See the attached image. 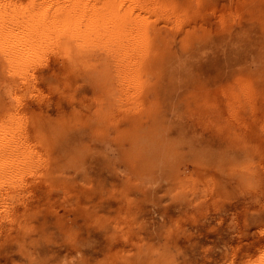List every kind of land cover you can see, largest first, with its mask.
I'll use <instances>...</instances> for the list:
<instances>
[{
	"label": "rangeland",
	"instance_id": "obj_1",
	"mask_svg": "<svg viewBox=\"0 0 264 264\" xmlns=\"http://www.w3.org/2000/svg\"><path fill=\"white\" fill-rule=\"evenodd\" d=\"M137 1L139 87L103 51L24 79L0 56L32 156L1 178L0 264H264V0Z\"/></svg>",
	"mask_w": 264,
	"mask_h": 264
},
{
	"label": "bare ground",
	"instance_id": "obj_2",
	"mask_svg": "<svg viewBox=\"0 0 264 264\" xmlns=\"http://www.w3.org/2000/svg\"><path fill=\"white\" fill-rule=\"evenodd\" d=\"M155 11L137 0L11 2L0 7V56L9 72L24 79L28 67L48 53L76 66L103 51L121 67L119 74L128 78V85L139 87L141 69L151 56L149 27L142 21ZM10 122L0 123V182L3 173H11L18 185L32 156L18 138L19 123Z\"/></svg>",
	"mask_w": 264,
	"mask_h": 264
}]
</instances>
